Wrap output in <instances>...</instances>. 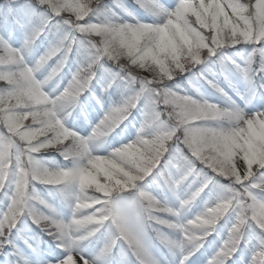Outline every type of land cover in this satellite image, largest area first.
<instances>
[{
	"label": "snow or ice",
	"instance_id": "obj_1",
	"mask_svg": "<svg viewBox=\"0 0 264 264\" xmlns=\"http://www.w3.org/2000/svg\"><path fill=\"white\" fill-rule=\"evenodd\" d=\"M0 264H264V0H0Z\"/></svg>",
	"mask_w": 264,
	"mask_h": 264
}]
</instances>
